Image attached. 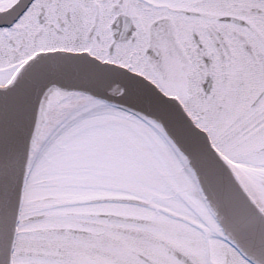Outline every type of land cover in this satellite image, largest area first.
Returning a JSON list of instances; mask_svg holds the SVG:
<instances>
[{"label": "snow or ice", "instance_id": "obj_1", "mask_svg": "<svg viewBox=\"0 0 264 264\" xmlns=\"http://www.w3.org/2000/svg\"><path fill=\"white\" fill-rule=\"evenodd\" d=\"M0 264H264V0H0Z\"/></svg>", "mask_w": 264, "mask_h": 264}]
</instances>
